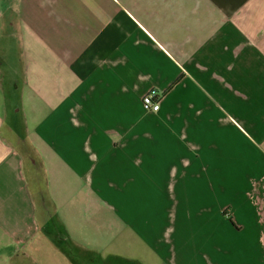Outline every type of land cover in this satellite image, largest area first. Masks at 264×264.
Returning <instances> with one entry per match:
<instances>
[{
    "label": "crops",
    "instance_id": "0c3cea01",
    "mask_svg": "<svg viewBox=\"0 0 264 264\" xmlns=\"http://www.w3.org/2000/svg\"><path fill=\"white\" fill-rule=\"evenodd\" d=\"M0 264H264V0H0Z\"/></svg>",
    "mask_w": 264,
    "mask_h": 264
},
{
    "label": "built area",
    "instance_id": "2783aa9c",
    "mask_svg": "<svg viewBox=\"0 0 264 264\" xmlns=\"http://www.w3.org/2000/svg\"><path fill=\"white\" fill-rule=\"evenodd\" d=\"M160 95L155 91L149 90L142 97V107L145 111L157 112L159 109Z\"/></svg>",
    "mask_w": 264,
    "mask_h": 264
},
{
    "label": "rangeland",
    "instance_id": "374dc122",
    "mask_svg": "<svg viewBox=\"0 0 264 264\" xmlns=\"http://www.w3.org/2000/svg\"><path fill=\"white\" fill-rule=\"evenodd\" d=\"M17 78V77H16ZM26 106V105H25ZM17 120H19V117H17ZM165 194V193H164ZM164 194H163V196H164Z\"/></svg>",
    "mask_w": 264,
    "mask_h": 264
}]
</instances>
